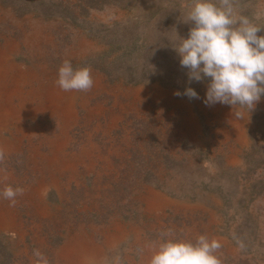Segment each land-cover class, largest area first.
Returning a JSON list of instances; mask_svg holds the SVG:
<instances>
[{
	"label": "rangeland",
	"instance_id": "rangeland-1",
	"mask_svg": "<svg viewBox=\"0 0 264 264\" xmlns=\"http://www.w3.org/2000/svg\"><path fill=\"white\" fill-rule=\"evenodd\" d=\"M188 3L0 0V193L24 189L0 195V264H148L199 235L221 264H264V95L204 103L172 48ZM235 7L264 24V0ZM66 59L89 91L55 83Z\"/></svg>",
	"mask_w": 264,
	"mask_h": 264
},
{
	"label": "clouds",
	"instance_id": "clouds-1",
	"mask_svg": "<svg viewBox=\"0 0 264 264\" xmlns=\"http://www.w3.org/2000/svg\"><path fill=\"white\" fill-rule=\"evenodd\" d=\"M240 14L235 0H189L185 11V23L193 26L187 38L179 37L172 48L180 57V65L186 68L189 82L207 80L204 103L230 105L233 109L254 110L264 95V24ZM63 91H89L93 86L91 69H73L69 60H64L58 69L55 82ZM180 96L179 91L174 93ZM184 95L199 98L191 87ZM234 115L242 119V112ZM5 153L0 149V161ZM24 189L6 186L2 193L15 205L17 195ZM219 242L199 235L195 242L167 239L154 246L148 264H221L214 254ZM35 264H49L47 257L38 249L33 250Z\"/></svg>",
	"mask_w": 264,
	"mask_h": 264
}]
</instances>
